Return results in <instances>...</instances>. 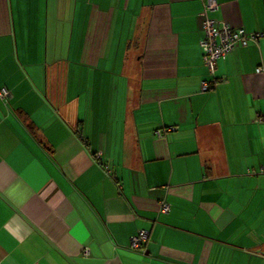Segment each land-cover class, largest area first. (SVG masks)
I'll return each instance as SVG.
<instances>
[{
  "label": "crops",
  "instance_id": "0c3cea01",
  "mask_svg": "<svg viewBox=\"0 0 264 264\" xmlns=\"http://www.w3.org/2000/svg\"><path fill=\"white\" fill-rule=\"evenodd\" d=\"M206 1L0 0V264H264V37L202 90Z\"/></svg>",
  "mask_w": 264,
  "mask_h": 264
},
{
  "label": "built area",
  "instance_id": "2783aa9c",
  "mask_svg": "<svg viewBox=\"0 0 264 264\" xmlns=\"http://www.w3.org/2000/svg\"><path fill=\"white\" fill-rule=\"evenodd\" d=\"M218 3L216 0H207L203 6V19L202 31L203 35L198 40V45L201 50L203 62L210 75L208 79L201 81L200 86L202 90L208 89L211 85L215 84L217 78L215 76L216 62L219 58L225 57L229 52L245 47L251 42H256L258 39L264 37V31H247L243 27H234L227 20L216 19L208 15V11L216 9ZM264 67L257 66L255 70L260 72ZM10 95L9 90L2 86L0 87V98L6 100ZM264 119V117H259ZM175 126L170 125L163 129H157L156 135L163 136L164 130H172ZM80 137V135H79ZM94 157L101 164L103 169L107 170V165L101 162L100 151L94 153ZM170 208L168 202H161L159 210L166 212ZM149 238V230L145 228L138 229L134 234L129 237L128 246L131 249H141ZM82 252L87 254L88 249L83 248Z\"/></svg>",
  "mask_w": 264,
  "mask_h": 264
}]
</instances>
